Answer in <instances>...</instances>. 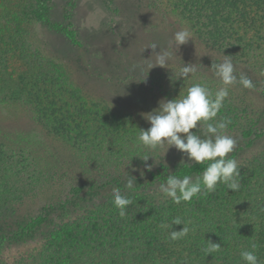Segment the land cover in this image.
Listing matches in <instances>:
<instances>
[{"label": "trees", "instance_id": "1", "mask_svg": "<svg viewBox=\"0 0 264 264\" xmlns=\"http://www.w3.org/2000/svg\"><path fill=\"white\" fill-rule=\"evenodd\" d=\"M179 3L172 2V8L202 45L236 58L235 67L259 69L258 58L264 57V0ZM236 5L238 12L234 14L231 8ZM45 15L46 9L41 7L38 21L42 22ZM2 36L0 31V72L10 51L8 44L14 41L12 37L5 42ZM25 66L15 87L0 79V94L6 101L1 105H17L18 112L10 111L15 122L24 116L30 123L27 133L19 135L20 131L14 133L8 128L4 136L0 135V221L8 220L12 227L0 224V233L10 235L0 239V264H219L203 251L207 241L219 237L220 250H228L229 244H236L245 235L250 239L253 232L255 241L245 242L246 246L256 244L259 264H264L262 176V182L253 187V199H249V191L239 197L241 187L237 194L227 190V209L215 214L216 218L209 208V197L197 196L177 205L162 194L150 195L148 202L133 200L123 218L114 204L104 210L95 203L80 201L73 213L75 204L71 205L70 200L50 202L46 194L55 190L54 196L67 185L68 193L80 188L95 193L104 187H123L128 176L142 180L156 164L160 170L167 167L158 163L161 146L155 150L138 147L139 131L148 129L144 122L114 109L112 104L95 99L84 101L80 88L63 83L37 57L26 61ZM262 68L264 71V63ZM144 154L148 155L147 161L142 159ZM202 168L201 172L188 171V175H200L206 166ZM105 177L109 179L107 184H99ZM164 182L161 174L145 186L155 190ZM76 184L79 187L70 188ZM56 207L65 208L71 215L45 216L48 209ZM34 211L38 214L35 217ZM176 217L187 223L190 231L172 241L168 230L160 225L171 224ZM182 227L174 225L171 230L180 231ZM10 244L26 245L24 253L12 262L3 255V249Z\"/></svg>", "mask_w": 264, "mask_h": 264}, {"label": "rangeland", "instance_id": "2", "mask_svg": "<svg viewBox=\"0 0 264 264\" xmlns=\"http://www.w3.org/2000/svg\"><path fill=\"white\" fill-rule=\"evenodd\" d=\"M172 2L180 5L179 0H1L0 31L5 42L12 37L14 41L8 44L10 51L3 60L5 67L0 72V79L7 80L15 87L19 82L18 77L26 70L25 62L37 57L63 83H71L80 88L84 101L95 99L112 104L114 109L131 114L134 119L144 122L150 128L146 115L158 110L161 103L186 94L187 88L192 84L205 83L218 91L219 81L212 65L222 62L224 56H227L202 45L192 34L188 43L176 50L172 45L174 34L182 28H189L181 23L182 20L172 8ZM41 7L46 9V15L39 22L37 17ZM231 9L235 14L238 12V5ZM152 44H157L154 50L150 48ZM165 52H170L171 58H166L165 66L160 67L155 61ZM230 59L234 65L236 58ZM258 60L259 69L234 66L237 79L246 75L254 87L245 89L239 84L231 86L222 109L216 119L211 121L217 125L221 118L230 121L224 132L218 131V134L228 135L236 141L228 158L234 159L239 168V197H244V191L247 194L249 191V199L254 197L255 184L262 182L261 176L264 177V71L263 68L260 70L264 57L259 56ZM236 62L239 63L240 59ZM151 65L153 67L149 68ZM186 66L193 68L194 72L181 77L180 70ZM1 101L6 103L0 94V135L4 136L3 132L8 128L14 133L20 131L19 135L22 131L29 132L30 123L27 118L21 115L20 120L15 122V115L10 113L18 112L17 105L9 107L1 105ZM191 131L206 138L205 129L200 122ZM208 136L214 138L212 134ZM160 148L159 152L162 151V154L158 163H163L167 169L160 170L157 164L152 166L148 176L135 180L136 184L131 192L124 190L123 185L104 187L95 193L89 192L87 188L68 193L67 185L54 196L52 192L55 190L45 194L53 204L70 200L71 205L75 204L73 213L77 211V203L80 201L95 203L97 207L102 206L107 210L113 205L112 193L115 188H120L122 194L132 200L139 201L136 203H140V200L148 202L150 195H163L159 187L155 190L146 188L145 184L153 177L157 178L162 174L166 181L168 176L182 177L192 170L201 172L202 166L207 167L209 163L197 165L174 146L165 144ZM201 176L202 173L192 177L193 182ZM107 178H100L98 183L107 184ZM76 187L79 185L70 186L71 189ZM217 188L210 194L202 192L198 195L201 198L209 197V208L215 218L217 214L224 213L228 205L229 189L224 184H218ZM89 212L90 209L87 213ZM33 215L35 217L38 214L34 211ZM57 215L63 217L71 214L59 207L48 209L45 214L54 218ZM0 224L12 230L8 220L5 223L0 221ZM221 227L220 225L219 234ZM4 234L7 233H0V239H4ZM7 236L10 237L9 234ZM252 237L249 239L245 235L236 244H229L228 250L222 249L209 255L210 260L219 264L220 261L239 263L240 252L250 250L246 243L255 241ZM219 240V237H215L211 242L219 244ZM25 250L26 245L15 247L10 244L3 249L4 259L12 262Z\"/></svg>", "mask_w": 264, "mask_h": 264}, {"label": "clouds", "instance_id": "3", "mask_svg": "<svg viewBox=\"0 0 264 264\" xmlns=\"http://www.w3.org/2000/svg\"><path fill=\"white\" fill-rule=\"evenodd\" d=\"M181 23L185 22L181 21ZM190 38L191 32L182 28L174 34L172 45L178 50L188 43ZM156 47L157 44L150 46L153 50ZM166 58H171L170 52L158 56L155 64L164 67ZM151 67L153 65L149 68ZM212 69L219 81L218 91L213 90L205 83L192 84L187 88L186 94L161 103L158 110L147 114L146 119L151 126L147 130H140L137 137L136 142L140 149L155 150L167 144L174 146L179 152L187 154V157L197 165L209 162L202 176L197 177L195 182L190 175H183L182 178L172 175L159 185V191L177 205L181 202H190L202 192L205 195L214 192L218 184H224L227 189L233 191H237L240 186L237 162L228 158L236 141L228 135L218 134V131L224 132L230 121L221 118L218 125L211 121L216 119L222 109L231 86L239 84L245 89H251L254 85L246 75H241L237 79L234 74V65L227 56H224L222 62L214 63ZM190 72H194V69L186 66L180 70V75L187 77ZM198 122L205 129L206 138H201L191 131L197 127ZM208 134H212L214 138H210ZM142 159L147 161L148 155L144 154ZM135 184V179L128 176L124 189L131 192L134 190ZM112 203L118 210L119 217L123 218L127 215L133 200L129 196L123 195L120 188H115L112 193ZM174 225H183V227L180 231H173L171 229ZM160 228L168 230L169 239L172 241L187 236L190 231L188 224L180 217L172 219L171 224L162 223ZM220 249L219 244L207 241L203 251L208 256ZM256 252L257 245L252 244L250 250L240 252V258L244 264H259Z\"/></svg>", "mask_w": 264, "mask_h": 264}]
</instances>
